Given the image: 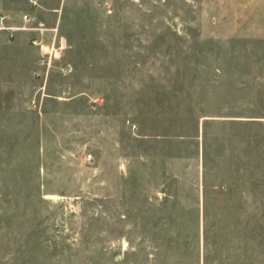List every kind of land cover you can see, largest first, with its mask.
Here are the masks:
<instances>
[{
  "label": "rangeland",
  "instance_id": "1",
  "mask_svg": "<svg viewBox=\"0 0 264 264\" xmlns=\"http://www.w3.org/2000/svg\"><path fill=\"white\" fill-rule=\"evenodd\" d=\"M0 14V264H264V0Z\"/></svg>",
  "mask_w": 264,
  "mask_h": 264
},
{
  "label": "built area",
  "instance_id": "2",
  "mask_svg": "<svg viewBox=\"0 0 264 264\" xmlns=\"http://www.w3.org/2000/svg\"><path fill=\"white\" fill-rule=\"evenodd\" d=\"M32 7H35V3L30 2ZM105 7L109 8V5L105 3ZM6 16L4 14H0V31H3L6 33L8 39H14L16 36V33L18 32H28L33 33L37 32L40 36H42L41 29H36L29 26H22V27H10L5 25ZM23 21L25 25L30 23V20L26 15L23 17ZM31 45L39 49V63L38 68L34 74V77L40 80L41 82H45L48 78V74L50 72V69L55 64H60L65 50H66V43L63 38H59V40L56 39V34L53 37L52 43L50 45L44 44L42 39L33 38V40L30 41ZM61 71L63 73H67V65L60 67ZM32 105L35 106V100H33ZM90 158V156H89ZM88 158V159H89Z\"/></svg>",
  "mask_w": 264,
  "mask_h": 264
}]
</instances>
